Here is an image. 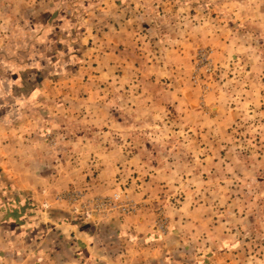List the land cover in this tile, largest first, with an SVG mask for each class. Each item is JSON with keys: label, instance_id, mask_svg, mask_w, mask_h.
Returning a JSON list of instances; mask_svg holds the SVG:
<instances>
[{"label": "rangeland", "instance_id": "1", "mask_svg": "<svg viewBox=\"0 0 264 264\" xmlns=\"http://www.w3.org/2000/svg\"><path fill=\"white\" fill-rule=\"evenodd\" d=\"M0 158L45 213L118 192L124 252L264 264V0H0Z\"/></svg>", "mask_w": 264, "mask_h": 264}, {"label": "crops", "instance_id": "2", "mask_svg": "<svg viewBox=\"0 0 264 264\" xmlns=\"http://www.w3.org/2000/svg\"><path fill=\"white\" fill-rule=\"evenodd\" d=\"M28 167L21 169L20 176L26 178L20 179V184L17 178L6 174L9 186L0 187V203L6 201L5 206L0 204V263L160 264L155 260L159 253L151 247L136 252L130 249L126 253L119 249L126 241V232L119 234L118 228L135 227L126 218L122 223L112 220L108 227L105 225L108 220L102 216L92 219L70 207L45 213L57 207L49 203L51 194L47 195V187H38L40 184L33 180L41 172L40 167ZM55 188L50 193L66 187ZM22 206L25 207L22 209ZM45 222H49L48 228H44Z\"/></svg>", "mask_w": 264, "mask_h": 264}, {"label": "built area", "instance_id": "3", "mask_svg": "<svg viewBox=\"0 0 264 264\" xmlns=\"http://www.w3.org/2000/svg\"><path fill=\"white\" fill-rule=\"evenodd\" d=\"M120 198L121 197L118 192H114L110 197H95L83 205V212H85V215H91L93 209L102 210L108 207H113L122 201ZM122 205V208H126L124 204Z\"/></svg>", "mask_w": 264, "mask_h": 264}, {"label": "trees", "instance_id": "4", "mask_svg": "<svg viewBox=\"0 0 264 264\" xmlns=\"http://www.w3.org/2000/svg\"><path fill=\"white\" fill-rule=\"evenodd\" d=\"M28 200H30L29 198H28ZM1 205L3 204V206H5V204H6V201H4L3 200V202H1L0 203ZM28 204V203H27ZM20 205H23L22 203H20ZM25 206H22V209L24 208ZM9 209V208H8ZM21 216H23V214H20ZM13 219H15V218H13Z\"/></svg>", "mask_w": 264, "mask_h": 264}]
</instances>
